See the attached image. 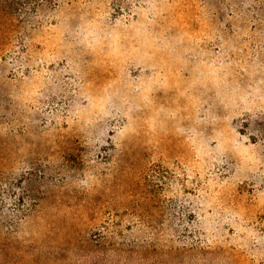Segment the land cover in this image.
Here are the masks:
<instances>
[{
	"label": "rangeland",
	"instance_id": "1",
	"mask_svg": "<svg viewBox=\"0 0 264 264\" xmlns=\"http://www.w3.org/2000/svg\"><path fill=\"white\" fill-rule=\"evenodd\" d=\"M0 264H264V0H0Z\"/></svg>",
	"mask_w": 264,
	"mask_h": 264
}]
</instances>
